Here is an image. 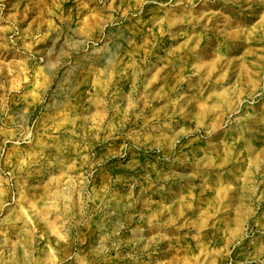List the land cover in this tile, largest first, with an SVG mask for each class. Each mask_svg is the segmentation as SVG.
<instances>
[{"label": "rangeland", "instance_id": "1", "mask_svg": "<svg viewBox=\"0 0 264 264\" xmlns=\"http://www.w3.org/2000/svg\"><path fill=\"white\" fill-rule=\"evenodd\" d=\"M0 264H264V0H0Z\"/></svg>", "mask_w": 264, "mask_h": 264}]
</instances>
